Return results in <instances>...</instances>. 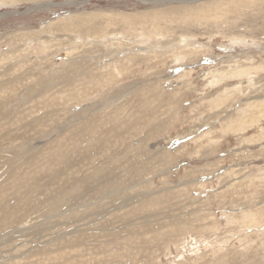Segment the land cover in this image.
<instances>
[{
	"label": "rangeland",
	"instance_id": "obj_1",
	"mask_svg": "<svg viewBox=\"0 0 264 264\" xmlns=\"http://www.w3.org/2000/svg\"><path fill=\"white\" fill-rule=\"evenodd\" d=\"M213 1L218 0H0V73H3V76L0 75V85H8L0 86V90L3 89L0 92V264H264V0H243L242 5L233 7L227 4L217 10L218 15L211 10L186 18L170 11L175 6H182L181 9L192 5L203 7ZM220 1L224 4L226 0ZM81 12L103 15L104 20L99 21L98 30L100 33L104 31L103 34L108 33L112 40V34L119 31L121 36L117 39L130 42L149 37L146 32L150 33L151 30L152 41L157 39L165 45L171 42L172 46L168 50L159 49L157 57L144 56L135 59V64L133 61L125 62L122 76L117 79L105 78L106 81L110 79L105 87L92 84L88 76L79 73H71L74 80L65 86L62 83V78H66L63 63L70 58L66 50H73L74 41L90 43L93 38L86 35L84 29V38L75 39L76 31L59 29L50 33L47 28L51 23L57 22L59 25L60 18L68 19ZM106 14H123L131 20L125 23L121 22L123 20L119 16L115 18ZM51 35L55 38L58 36V40L55 41ZM123 35L127 41L123 40ZM185 38L189 40L188 43L184 42ZM43 41L50 44V58H44V53L38 52L43 50L40 48ZM116 42L115 39L110 42L109 48L115 50L113 45ZM17 47L19 50L12 51ZM78 47L80 50L74 51V56L81 55L77 53H83L85 45L78 44ZM57 48L61 51L56 52ZM123 48L127 49L128 46L123 44ZM24 49H30V53L25 54ZM175 50L176 54L184 51L182 57L185 60L178 61L172 56ZM195 50L199 53L194 54ZM135 52L141 51L137 48ZM94 53L88 52L87 56L95 58L107 54ZM115 53L117 55L118 51ZM18 54H21L20 58L28 55L23 70L26 68L34 72L31 74L36 73L37 77L24 81L20 79L9 85L6 81L12 78L15 70L11 69V60H18L19 57L14 58ZM125 56L121 54L119 57L122 59ZM107 61L104 57L102 64ZM237 63L239 66L248 64L258 67V73L252 75L253 80L248 76L241 81L240 78L228 77L221 81L222 84L215 83L218 79L216 75ZM94 67L90 71H94ZM36 68H43V71L38 72ZM188 72L191 73L187 75ZM40 83L43 84L40 86ZM44 89L49 93L41 97L38 90ZM84 89L89 90L86 93ZM102 90H108L103 95L116 92L113 102L124 99L122 107L125 109L119 117L124 115L127 123L130 114L139 115L137 119L140 120L135 116L130 119L128 125L132 124L135 129L130 130L129 127L124 142L122 137L118 139L113 136L110 139L112 133L98 130L102 126L108 129L117 126V122L106 120L110 122L107 123L105 118L99 117L103 106H108L110 102L113 104L111 99L101 95ZM98 93L103 98L98 100ZM47 98H51L49 104L48 101L45 103ZM91 103L94 106L84 111ZM111 108L107 113L111 114ZM150 113L152 115L149 116ZM93 117L96 119L91 120ZM37 119L42 120L43 125ZM96 121L101 126H95ZM160 122L163 123L162 127ZM85 123H89V129L96 133H78V128ZM89 134L97 137L96 145L93 143L91 147L88 145ZM146 135L152 137L149 141L144 139L142 147H139L141 143L138 140L146 138ZM105 140L108 145H102ZM113 147L116 152L111 150ZM62 149L64 152L60 151ZM163 151H169L166 165L165 161H157L158 155L162 159ZM95 154L99 155L93 164L112 176L118 182V189L111 194L113 201L105 206V214H101L106 218L98 216L95 222L90 223L89 218L84 219L82 211L77 221L74 220L77 219L75 216L71 219L68 215V203L61 208L57 206L55 197L56 200L60 196L72 199L75 183L81 177L91 179L92 166L85 173L80 168L84 164L91 165L90 160ZM105 157H115L116 164H110L115 168L106 165ZM80 185L79 190H82L83 184ZM93 185L96 186L97 182ZM99 186L100 183L97 188ZM119 204L125 207H117ZM109 212L123 219L117 216L112 219L108 217ZM249 212L257 220V225L251 224L249 216L244 215ZM210 213L213 215L208 217ZM85 229H90V232ZM106 234L110 237L104 236Z\"/></svg>",
	"mask_w": 264,
	"mask_h": 264
},
{
	"label": "bare ground",
	"instance_id": "obj_2",
	"mask_svg": "<svg viewBox=\"0 0 264 264\" xmlns=\"http://www.w3.org/2000/svg\"><path fill=\"white\" fill-rule=\"evenodd\" d=\"M240 1V2H239ZM243 0H226V1H224V4L220 1V0H218V1H213V2H209L207 5H205V6H194V5H192V6H190V7H185V8H182L181 9V7L180 8H178V7H176L175 6V8H170V11H172V12H177V13H180L182 16H184V17H190V18H192V17H195V16H199V15H201L202 13H207V11H216V14L218 15V11L217 10H221V8L223 7V6H225V5H227V4H229V5H231L232 7L233 6H236V5H238V4H243V2H242ZM245 1V0H244ZM207 2V1H206ZM247 2V1H246ZM226 3V4H225ZM254 4H256V3H254ZM201 5V4H200ZM245 6V5H244ZM172 7V6H171ZM247 7V6H246ZM168 9V8H167ZM166 11H168V10H166ZM214 13V12H213ZM107 16H111V17H115V18H117V16H119V17H121L122 18V20L123 21H121V22H125L126 23V21H130L131 20V18H129L128 16H124L123 14H117V15H113V14H106ZM206 15V14H205ZM158 17V16H157ZM156 17V18H157ZM180 17V16H179ZM104 16L103 15H93V14H88V13H76V14H74V16H71L70 18H68V19H66V18H60V19H58V21L60 22V24L59 25H57L56 23L57 22H55V23H51L49 26H48V28H47V32H50V33H52L51 31L52 30H59V29H61L60 31H70V32H77L75 35H74V37H75V39L76 38H81V39H83L84 37L82 36V34H83V30L82 29H84V32L86 31L87 33H85L86 35H88V36H90V37H92L93 38V40L90 42V43H86V42H84L85 40H80V42H75L74 41V39H73V43H74V46H73V50L72 51H68V50H66V53H67V55H68V58H69V60H67V61H65V63H63V64H65V69H64V71H63V73H65L66 74V78H62V83L64 82L65 83V86H69L70 84H71V82H73V80H74V78L73 77H71V73H79V75H86V76H88V78L91 80V82H92V84L94 83L95 85H100V87L102 88V86L103 87H105V85H107L109 82V80H105V78H107V77H111L112 79H117V78H119L120 76H122V71H123V65H124V63L125 62H128V61H130V62H134L135 61V59H142V58H144V56H148V57H152V55L154 56V57H157L158 55H159V49H160V51L161 50H168L171 46H172V44H170L171 42H169L168 44L165 42V41H163V42H165L167 45H165L164 43H162V41H158L157 39L155 40V41H152L151 39L153 38V33L152 34H150L151 33V30H150V33H148V32H146L147 34H148V36L149 37H147V38H142V39H140V40H138V39H136V40H131L130 42H122V41H120V40H118L117 39V37H119V36H121V34L119 33V32H117V33H114V34H112V35H114L113 36V40L108 36V33H106V34H103L104 33V31L102 32V33H100L101 31L100 30H98V28H99V26H98V24H100L101 22H99L100 20L101 21H103L104 19ZM152 18H154V17H152ZM218 18V17H217ZM103 19V20H102ZM107 19V18H106ZM109 19V18H108ZM111 19V18H110ZM180 19H182V18H180ZM115 20V19H114ZM113 20V21H114ZM185 20V19H184ZM210 20V19H209ZM111 21V20H110ZM112 21V22H113ZM155 21V20H154ZM107 22V21H106ZM111 22V23H112ZM118 22V21H117ZM104 23V22H103ZM110 23V24H111ZM109 24V23H108ZM112 24H115V23H112ZM123 24V23H122ZM118 24H116V26H117ZM123 25H125V24H123ZM128 25H129V23H128ZM109 26H111V25H109ZM108 26V27H109ZM119 26V25H118ZM133 26V24L131 25V27ZM101 27V26H100ZM105 27V26H104ZM107 26H106V28H108ZM113 27V26H112ZM81 28V29H80ZM115 28V27H114ZM127 28V27H126ZM134 28V27H133ZM137 28V27H136ZM135 28V29H136ZM125 29V28H124ZM129 29V28H128ZM127 30V29H126ZM107 31V30H106ZM123 31V30H122ZM132 31V30H131ZM128 32V31H127ZM126 32V33H127ZM140 32V31H139ZM142 32H144V30L142 31ZM43 34V33H42ZM93 34V35H92ZM103 34V35H102ZM131 34V33H130ZM135 34V33H134ZM146 34V35H147ZM57 35V34H56ZM133 35V34H132ZM137 35H138V33H137ZM141 35V34H140ZM158 35V34H157ZM53 38H54V40L55 41H57L58 39H57V37L55 38L54 37V35H51ZM106 36V37H105ZM124 36V35H123ZM130 36V35H129ZM160 36V35H159ZM83 37V38H82ZM87 37V36H86ZM141 37H142V35H141ZM99 38H104V40H98ZM51 39V38H50ZM114 39H115V41H118V42H116V45H113L114 46V48H115V50H113V49H111V48H109L110 47V45H109V43L110 42H112V41H114ZM127 38L124 36L123 37V40L125 41ZM130 39V38H129ZM98 40V41H97ZM233 40H235V39H233ZM127 41V40H126ZM236 42L238 41V40H235ZM173 42V41H172ZM184 42L185 43H188L189 42V40L187 39V38H185V40H184ZM239 42H244L245 43V41L244 40H239ZM30 43V42H29ZM126 44L127 46H128V48L127 49H125V48H123V44ZM137 44V45H135V44ZM28 44V43H27ZM26 44V45H27ZM78 44H83V45H85V48L84 49H82V50H84L83 51V53H81L80 51L77 53V54H81V55H78V56H74L73 54L76 52V51H78V50H80L79 48L80 47H78ZM133 44V45H132ZM243 44V43H242ZM50 44H48V42H46L45 43V41H43L42 42V45L40 46V48L41 49H43V50H39L38 52H43L44 53V55L45 56H43L44 58L46 57V58H50L51 56H52V53L49 51L50 49L48 48V46H49ZM130 45H132V46H130ZM24 47V46H23ZM21 48V47H20ZM139 49L141 52H135V49ZM200 48V47H199ZM16 49H18L19 50V47H17V48H14V49H12V51H14V50H16ZM59 48H57V50H58ZM62 49V48H61ZM88 49V50H87ZM198 50V49H197ZM61 50H58V51H56V52H60ZM75 51V52H74ZM116 52V51H118V53H117V55H116V53L115 54H113V52ZM128 51H129V53H128ZM150 51V52H149ZM192 51H194V50H192ZM204 51V50H203ZM23 52L25 53V54H28V53H30V49H24L23 50ZM88 52H89V54L90 53H101V54H105V53H107L106 55H103V56H101V55H98L97 57H95V58H91L92 56H87L88 55ZM42 53V54H43ZM94 53V54H95ZM147 53V54H146ZM162 53L164 54V55H166L165 54V52L164 51H162ZM177 53V51L175 50V51H173V55L172 56H174L178 61H183V60H185V59H183V57L182 56H184V55H182L183 53H184V51H181V52H179L178 54H176ZM199 52L198 51H196L195 50V53L194 54H198ZM1 54V53H0ZM121 54H124V56L125 57H123L122 59L119 57ZM176 54V55H175ZM191 55V54H190ZM28 55H25V57H27ZM16 57H19V59L18 60H16L15 59V61H12L11 60V69H13V68H15V70H14V73L15 72H18V77H16L17 75H15L14 73L12 74V78H10V79H8L6 82L7 83H9V85H10V83H12L13 81H16V82H19V80L20 79H23V81L24 80H26V79H29V78H34L37 74L35 73V74H31V73H34V72H29L26 68H25V70H23V67H24V62H26V59H25V57H23V58H20L21 57V54H18V56H15L14 58H16ZM107 58L108 59V61H107V63H105V64H102V59L103 58ZM156 59V58H155ZM183 59V60H182ZM248 59H250V58H247V60ZM152 60V59H151ZM27 61H28V59H27ZM142 61V60H141ZM176 61V60H175ZM29 62V61H28ZM64 62V61H63ZM155 62V61H154ZM37 63V62H36ZM140 63V62H139ZM152 63V62H151ZM127 64V63H126ZM129 64H131V63H129ZM134 64H135V62H134ZM133 64V65H134ZM144 64V63H143ZM147 64H150V63H147ZM154 64V63H153ZM62 65V64H61ZM94 65H96V68L94 67ZM137 65V64H136ZM32 66H35V64L34 65H32ZM227 66V65H226ZM92 67H94V71H90V69L92 68ZM228 67H230L229 68V70H226V71H222L219 75H216L217 77H218V79H217V81H215V83H220L221 81H223L224 79H227L228 77H233V78H240L239 79V81H241V79L243 78V77H246V76H248V77H250V80H253L252 79V75H253V73L254 74H257L258 72V67H254V66H252V65H245V66H239L238 65V63L236 64V65H230V66H228ZM96 69V70H95ZM131 69V68H130ZM130 69H129V71H130ZM36 70H38V72H40L41 70L43 71V68L42 69H39V68H36ZM59 70H60V68H59ZM58 70V71H59ZM32 71H33V69H32ZM87 71H89L88 73H87ZM95 71H97V72H95ZM128 71V72H129ZM37 72V73H38ZM124 72L126 73V70H124ZM220 71L218 70V73H219ZM43 73V72H42ZM44 73H45V71H44ZM191 72H188L187 73V75L188 74H190ZM59 74H61V73H59ZM124 74V73H123ZM134 74H136L135 72H134ZM0 75L1 76H3V73H0ZM78 75V74H77ZM0 76V77H1ZM20 76H22V77H20ZM75 76V75H74ZM37 77V76H36ZM188 77H190V76H188ZM125 78V77H124ZM210 78V77H209ZM214 78V77H213ZM255 78V77H254ZM77 79V78H76ZM41 80V79H40ZM52 80V79H51ZM50 80V81H51ZM57 81H58V79H56ZM89 80V81H90ZM124 80V79H123ZM149 80V79H148ZM159 80V79H158ZM5 81V80H4ZM115 81V80H114ZM113 81V82H114ZM214 81V80H213ZM6 82H5V84H6ZM44 82V81H43ZM47 82V81H46ZM59 82V81H58ZM58 82H55V84L56 83H58ZM103 82H106V83H103ZM252 82V81H251ZM38 83V82H37ZM84 83V82H83ZM89 84H90V82H88ZM114 83H116V82H114ZM125 83V82H124ZM156 83V82H155ZM215 83H213V84H215ZM225 83V82H224ZM4 84V83H3ZM13 84V83H12ZM28 84V83H27ZM41 84H43V83H40L39 85L41 86ZM91 84V86H94V85H92ZM102 84V85H101ZM117 84V83H116ZM146 84V83H145ZM144 84V85H145ZM147 84H149V83H147ZM189 84V83H188ZM187 84V85H188ZM221 84H222V82H221ZM252 84V83H251ZM7 85V84H6ZM6 85H0V86H2V87H6ZM53 85V84H52ZM62 85V84H61ZM120 85H122V84H120ZM120 85H117V87H119ZM150 85V84H149ZM151 85H152V83H151ZM8 86V85H7ZM12 86V85H11ZM11 86H10V88H11ZM29 86V85H28ZM38 86V85H37ZM40 86H38L39 88H40ZM45 86V85H44ZM87 86H89V85H87ZM86 86V87H87ZM90 86V87H91ZM126 86V85H125ZM146 86V85H145ZM159 86V85H158ZM215 86V85H214ZM213 86V87H214ZM27 87V86H26ZM47 88H49L48 86H46ZM52 87V86H51ZM61 87V86H60ZM144 87V86H143ZM147 87V86H146ZM156 87V86H155ZM209 86H206V88H208ZM1 88V87H0ZM72 88V87H71ZM98 88V87H97ZM107 88V87H106ZM113 87H111V89H112ZM129 88V87H128ZM152 88V87H151ZM12 89V88H11ZM25 89V88H24ZM35 89V88H34ZM61 89H63V87H61ZM65 89V88H64ZM78 88H76V90H77ZM96 89V88H95ZM108 90H109V88H107ZM110 89V90H111ZM119 89V88H118ZM125 89V88H124ZM130 89V88H129ZM136 89H138V86L136 87ZM142 89V88H141ZM148 89V88H147ZM56 90H59V88H57ZM70 90V89H69ZM85 90V89H84ZM88 90L89 89H87V91H86V93L88 92ZM107 90V91H108ZM127 90V89H126ZM154 90V89H153ZM3 91V89L2 90H0V92H2ZM49 90H38V92L40 93V96L42 97V96H44L45 95V93H47ZM66 91V90H65ZM77 91H79V90H77ZM91 91V90H90ZM107 91H104V90H102V96L103 97H105V99H106V96L108 97V99H111V101H112V103L113 104H111V102H110V104H107L108 106H103V108L99 111V117H103V118H105V121L106 120H113V121H115V122H117L116 124H117V126L116 125H114L113 127H112V129H108L107 127H101V128H99L98 129V127H97V129L99 130V131H101V132H103V133H112V135L109 137L110 139L114 136V137H116V138H118L119 139V137H122V140H123V142L125 141V139H124V137H125V135H126V133H128L129 131H128V129H129V127H131V129L130 130H133V129H135L134 127H132L130 124L128 125V123L131 121L130 119H132L134 116H135V119H137V117L139 116H137L136 117V115H132V114H130V116H128L127 117V120H128V123L126 122V118L124 119V115H122V118H120L119 117V115H121L122 114V112L124 111L123 109H125L124 107H122V102H123V98L122 99H117L116 101L117 102H113V99L114 98H116V96H117V94H116V92H114V93H110L109 95H103L104 93H106ZM168 91V90H167ZM238 91V90H237ZM13 92V91H12ZM15 92V91H14ZM54 92V91H53ZM64 92V91H63ZM84 92V91H83ZM132 92H134L133 90H132ZM154 92V91H153ZM11 93V92H10ZM49 93V92H48ZM78 93V92H77ZM82 93V92H81ZM120 93V92H119ZM124 93V92H123ZM134 93H136V92H134ZM140 93V92H139ZM149 93V95H150V92H148ZM162 93V92H161ZM93 94V93H92ZM92 94H90V95H92ZM116 94V95H115ZM144 94V93H143ZM14 95V94H13ZM84 94H82V97L84 98V96H83ZM93 95H96V94H93ZM101 95H99V93H98V100L100 99V98H103V97H101ZM141 95V94H140ZM148 95V94H147ZM146 95V96H147ZM161 95V94H160ZM27 96V95H26ZM32 96V95H31ZM70 96V95H69ZM69 96H67V97H69ZM138 96V95H137ZM144 96V95H143ZM151 96V95H150ZM19 97V96H18ZM23 97V96H22ZM49 97V96H48ZM66 97V98H67ZM74 97V96H73ZM120 97V96H119ZM82 98V99H83ZM147 98V97H146ZM20 99V98H19ZM33 99V98H32ZM31 99V100H32ZM48 99V98H47ZM49 99H51V98H49ZM49 99L48 100H46L45 101V103L47 102V104H49ZM58 99H59V97H58ZM69 99V98H68ZM78 99V98H77ZM76 99V100H77ZM129 99V98H128ZM138 99V98H137ZM139 99H141V98H139ZM143 99V98H142ZM156 99V98H155ZM244 99V98H243ZM3 100V99H2ZM22 100H24V99H22ZM60 100H61V98H60ZM104 100V99H103ZM115 100V99H114ZM134 100V99H133ZM148 100V99H147ZM152 100H153V98H152ZM158 100V99H157ZM254 100V99H253ZM33 101V100H32ZM41 101V100H40ZM61 101H63V99L61 100ZM71 101V100H70ZM137 101V100H136ZM139 101V100H138ZM137 101V102H138ZM23 102V101H22ZM25 102H27V101H25ZM53 102V101H52ZM51 102V103H52ZM103 102H106V101H103ZM109 102V101H108ZM133 102V101H132ZM131 102V103H132ZM153 102H155V101H153ZM31 103V102H30ZM34 104L36 103V101L35 102H33ZM61 103V102H60ZM77 103V102H76ZM126 103V102H125ZM143 103H144V101H143ZM142 102L140 103V105L141 104H143ZM168 103V102H167ZM171 103V102H170ZM39 104H41V103H39ZM43 104V103H42ZM63 104H66V103H63ZM134 104V103H133ZM132 104V105H133ZM152 104V102L150 103V105ZM169 104V103H168ZM167 104V105H168ZM73 105V104H72ZM96 105V104H95ZM102 105V104H101ZM147 105V104H146ZM145 104H144V106H146ZM149 105V104H148ZM149 105V106H150ZM154 105V104H153ZM159 105H161V104H159ZM182 105V104H181ZM19 106V105H18ZM31 106V105H30ZM29 106V107H30ZM34 106V105H33ZM32 106V107H33ZM44 106V105H43ZM47 106V105H46ZM68 106V105H67ZM90 106H94V104L92 105V103L91 104H88L87 105V107L85 108V110L84 111H88V108L90 107ZM111 106H112V108H111ZM142 106V105H141ZM24 107V106H23ZM45 107V106H44ZM48 107H50V106H48ZM47 107V108H48ZM56 107V106H55ZM91 107V108H92ZM128 107V106H127ZM131 107V106H130ZM147 107V106H146ZM169 107V106H168ZM7 108V107H6ZM50 108H52V107H50ZM71 108V107H70ZM90 108V109H91ZM112 109L111 110V114H109V113H107V110L108 109ZM129 108V107H128ZM131 108H133V107H131ZM140 108V107H139ZM138 108V109H139ZM142 108H143V106H142ZM154 108V107H153ZM158 108H159V106H158ZM170 108V107H169ZM10 109V108H9ZM21 109V108H20ZM19 109V110H20ZM23 109V108H22ZM24 109H25V107H24ZM30 109H32V108H30ZM37 109V108H36ZM58 109V108H57ZM94 109V108H93ZM134 109V108H133ZM147 109V108H146ZM156 109V108H155ZM177 109V108H176ZM60 110V109H59ZM58 110V111H59ZM69 110V109H68ZM150 110V109H149ZM168 110V109H167ZM169 110H171V109H169ZM178 110V109H177ZM181 110V109H180ZM39 111V110H38ZM92 111V110H91ZM126 111V110H125ZM139 111V110H138ZM141 111V110H140ZM148 111V110H147ZM154 111V110H153ZM250 111V110H249ZM36 112V111H35ZM61 112V111H60ZM93 112V111H92ZM131 112V111H130ZM156 112V111H155ZM85 113V115H86V112H84ZM126 113V112H125ZM132 113H133V111H132ZM144 113H146V112H144ZM29 114V113H28ZM58 114H59V112H58ZM87 114H89V112L87 113ZM127 114V113H126ZM133 114H135V113H133ZM154 114V113H153ZM161 114V113H160ZM171 114V113H170ZM173 114V113H172ZM177 114V113H176ZM259 114H261V113H259ZM144 115V114H143ZM142 115V116H143ZM150 115H152L151 113L149 114V116ZM169 115V114H168ZM14 116V115H13ZM82 116V115H81ZM96 116V115H95ZM154 116V115H153ZM173 116V115H172ZM244 116V115H243ZM83 117V116H82ZM174 117H175V115H174ZM39 118V117H38ZM83 118H85V117H83ZM83 118H78V119H83ZM139 118V117H138ZM143 118V117H142ZM148 118V117H147ZM150 118V117H149ZM148 118V119H149ZM155 118V117H154ZM92 119H96V117H93V118H91V120ZM99 119V118H98ZM122 119L124 120V122L126 123L125 125H123L124 123H123V121H122ZM146 119V118H145ZM144 119V120H145ZM151 119V118H150ZM175 119V118H174ZM39 119H37V121H38ZM90 120V121H91ZM137 120H140V119H137ZM40 121V120H39ZM42 121V120H41ZM40 121V122H41ZM90 121H89V123H90ZM112 121V122H113ZM151 121V120H150ZM242 121H243V119H242ZM36 122V121H35ZM50 122V121H49ZM93 122V121H92ZM99 122V121H98ZM97 121H96V124H95V126L97 125V123H98ZM107 122V121H106ZM152 122H154V121H152ZM30 123V122H29ZM43 121H42V125H43ZM45 123H46V121H45ZM55 123V122H54ZM72 123V122H71ZM88 123V124H89ZM104 123V122H103ZM107 123H110V122H107ZM149 123H151V122H149ZM148 123V124H149ZM86 124V123H85ZM83 124L80 128H78V129H80L79 131H77L78 133H82L83 135L85 134L84 132H87V133H90V132H93V134H95L96 133V131H94V130H91V128L89 129V127H91V126H87L88 124ZM137 124V123H136ZM153 124V123H152ZM151 124V125H152ZM155 124V123H154ZM160 124H161V122H160ZM163 124V123H162ZM162 124H161V127H162ZM49 125V124H48ZM91 125V124H90ZM112 125V124H111ZM140 125V124H139ZM192 125V124H191ZM45 126V125H44ZM93 126V125H92ZM97 126H101V125H97ZM136 126V125H135ZM153 126V125H152ZM243 126V125H242ZM76 127V126H75ZM111 127V126H110ZM241 127V126H240ZM147 128H148V126H147ZM43 129V128H42ZM77 129V128H76ZM75 129V130H76ZM93 129H96V128H93ZM156 129V128H155ZM243 129V128H242ZM245 129V128H244ZM33 130V129H32ZM97 130V131H98ZM148 130V129H147ZM238 131H240V130H238ZM241 131H243V130H241ZM250 131V130H249ZM263 131V130H262ZM142 133V132H141ZM75 134V133H74ZM97 134H99V132L97 133ZM129 134V133H128ZM144 134H147V133H144ZM242 134V133H241ZM67 135V134H66ZM69 135V134H68ZM79 135V134H78ZM77 135V136H78ZM90 135V139L88 138V145L91 147V145L94 143L95 144V142H96V140H97V137L95 138L94 137V135H91V134H89ZM204 135V134H203ZM223 135V134H222ZM237 135V134H236ZM61 136V135H60ZM70 136V135H69ZM86 136V135H85ZM99 136H100V134H99ZM205 136H207V135H205ZM82 137V136H81ZM81 137H79V138H81ZM152 136H148V135H146V138L144 137V138H140L138 141H139V143H141L140 145H139V147L141 146L142 147V142L143 141H149L150 140V138H151ZM202 137V136H201ZM39 138V137H38ZM63 138H64V136H63ZM84 138V137H83ZM226 138V137H225ZM73 139V138H72ZM107 139V138H106ZM117 139V140H118ZM145 139V140H144ZM78 140H80V139H78ZM85 140V139H84ZM72 141V140H71ZM99 141V140H98ZM83 142V141H82ZM86 142V141H85ZM100 142V141H99ZM113 142V141H112ZM115 142V141H114ZM106 144V145H108V141L107 140H105V141H103V143H102V145L103 144ZM116 143V142H115ZM114 143V144H115ZM118 143V142H117ZM147 143V142H146ZM52 144V143H51ZM58 144V143H57ZM98 144V143H97ZM110 144V143H109ZM121 144V143H120ZM126 144V143H125ZM96 145V144H95ZM110 145H112V144H110ZM147 145V144H146ZM22 146V145H21ZM114 146V145H113ZM116 146V145H115ZM78 148H79V146H77ZM97 147V146H96ZM108 147V146H107ZM110 147H112V146H110ZM135 147V146H134ZM139 147H137V149H139ZM43 148V147H42ZM46 148V147H45ZM77 148V149H78ZM136 148V147H135ZM153 148V147H152ZM76 149V148H75ZM146 149V148H145ZM53 150V149H52ZM80 150V149H79ZM111 150H113V151H115L114 150V147L111 149ZM130 150V149H129ZM135 150V149H134ZM164 150V149H163ZM60 151H63L64 152V150L62 149V150H60ZM76 151V150H75ZM84 151V150H83ZM100 150H98V152H99ZM103 151H107V149H104ZM109 152H110V150H108ZM124 151V150H123ZM160 151V150H159ZM158 151V152H159ZM161 151H162V149H161ZM47 152V151H46ZM67 152V151H66ZM92 152V151H91ZM95 152H96V150H95ZM116 152V151H115ZM121 152V151H120ZM131 152V151H130ZM129 152V153H130ZM139 152V151H138ZM163 152H165V153H163L162 154V159L161 158H159V156L161 157V155H158V157H157V161H165L166 160V157H167V153L169 152H167V151H163ZM173 152V151H172ZM40 153V152H39ZM60 153V152H59ZM73 153V152H72ZM79 153V152H78ZM80 153H81V151H80ZM100 153V152H99ZM137 153V152H136ZM171 153V152H170ZM174 153V152H173ZM44 154V153H43ZM56 154V153H55ZM61 154V153H60ZM66 154V153H65ZM70 154V153H69ZM82 154V153H81ZM112 154V153H111ZM120 154V153H119ZM121 154H123L122 152H121ZM155 154H156V151H155ZM160 154V153H159ZM35 155H37V154H35ZM78 155V154H77ZM80 155V154H79ZM96 155V154H95ZM97 155H99V154H97ZM97 155L96 156H94L91 160H90V163H91V165H89V166H87V165H83L80 169L82 170V168H83V170L82 171H84V173L85 172H87V171H89L88 170V168L90 167V166H92V168L90 167V169H92L93 170V172H92V177H91V179L90 180H87L85 177H81V180L80 181H78L77 183H75V187L73 188L74 189V196L72 197V199H66V198H64V197H61L60 195V198H57L58 200H56V197H55V201H57L56 202V204H57V206H59V207H63V206H65V204H67L68 205V215L71 217V219H73V217L75 216L76 218L77 217H79V215H80V213L83 211L84 212V214H83V216H84V219L85 218H89L90 219V223H93V222H95V220H96V217H98V216H101V214H105V206L108 204L109 205V203L111 204V202L113 201L112 200V196H111V194H114V193H116L117 192V185H118V182H116V181H114V178H111L112 176H110L107 172H105V170L104 169H101L100 170V168H97L96 167V165H94L93 164V162L96 160V158H97ZM102 155V154H101ZM68 155H66V157H67ZM91 156H93V155H91ZM90 156V157H91ZM114 156H116V155H114ZM136 156V155H135ZM140 156V155H139ZM39 157V156H38ZM41 157V156H40ZM47 157V156H46ZM65 157V158H66ZM70 157H72V156H70ZM120 157V156H119ZM128 157V156H127ZM134 157V156H133ZM141 157V156H140ZM139 157V158H140ZM151 157V156H150ZM37 158V157H36ZM48 158V157H47ZM53 158V157H52ZM58 158V157H57ZM65 158H63V159H65ZM78 158V157H77ZM80 158V157H79ZM88 158V157H87ZM106 158V157H105ZM115 158V157H114ZM114 158H106V160H105V163H106V165L107 166H111V168H115V166H112V165H110V164H112V162H115V160H114ZM123 158V157H122ZM46 159V158H45ZM55 159V157L53 158V160ZM59 159V158H58ZM75 158H73V160H74ZM124 159V158H123ZM131 159V158H130ZM174 159V158H173ZM47 160V159H46ZM68 160H70L69 158H68ZM67 160V161H68ZM76 160V159H75ZM74 160V161H75ZM102 160V159H101ZM126 160V159H125ZM73 161V162H74ZM77 161V160H76ZM103 161V160H102ZM143 161V160H142ZM141 161V162H142ZM147 161V160H146ZM152 161V160H151ZM9 162V161H8ZM19 162H23V160L22 161H19ZM27 162V161H26ZM25 162V163H26ZM43 162V161H42ZM53 161H51V163H52ZM70 162V161H69ZM73 162H71L72 164H74ZM87 162H88V160H87ZM131 162V161H130ZM163 162H160V164H162ZM24 163V164H25ZM47 163V162H46ZM55 163V162H54ZM89 163V164H90ZM96 163V162H95ZM100 163V162H99ZM102 163V162H101ZM118 163V162H117ZM149 163V162H148ZM23 164V163H22ZM59 164V163H58ZM60 164H61V162H60ZM80 164V163H79ZM98 164V163H97ZM103 164V163H102ZM115 164H116V162H115ZM39 165V164H38ZM46 165V164H45ZM77 165V164H76ZM129 165H130V163H129ZM150 165H151V163H150ZM155 165V164H154ZM153 165V166H154ZM165 165H166V161H165ZM25 166V165H24ZM40 166V165H39ZM49 166V165H48ZM59 166V165H58ZM63 166V165H62ZM61 166V167H62ZM68 166V165H67ZM67 166H65V167H67ZM123 166V165H122ZM127 166H128V164H127ZM134 166H136V165H134ZM152 166V167H153ZM157 166V165H156ZM162 166V165H161ZM36 167V166H35ZM51 167V166H50ZM56 167V166H55ZM55 167H53V168H55ZM124 167V166H123ZM126 167V166H125ZM131 167H133V166H131ZM131 167H129V168H131ZM32 168V167H31ZM41 168V167H40ZM70 168V167H69ZM85 168V169H84ZM102 168V167H101ZM109 168V167H108ZM147 168V167H146ZM162 168V167H161ZM37 169V168H36ZM59 169V168H58ZM142 169H143V167H142ZM149 169V168H148ZM159 169V168H158ZM60 170V169H59ZM65 170V169H64ZM64 170H63V173H65L64 172ZM73 170V169H72ZM118 170V169H117ZM127 170H129V169H127ZM22 171V170H21ZM33 171V170H32ZM43 171V170H42ZM61 171V170H60ZM124 171V170H123ZM50 172V171H49ZM68 172V171H67ZM75 172V171H74ZM74 172H72L73 174H74ZM90 172V173H91ZM114 172V171H113ZM119 172V171H118ZM137 172V171H136ZM22 173H24V172H22ZM32 173H34L35 174V172H32ZM45 173V172H44ZM47 173V172H46ZM61 173V172H60ZM116 173V172H115ZM151 173V172H150ZM69 174V173H68ZM87 174H89V172L87 173ZM131 174V173H130ZM146 174V173H145ZM24 175V174H23ZM45 175H47V174H45ZM61 175H62V173H61ZM80 175V174H79ZM90 175V174H89ZM129 175V174H128ZM140 175V174H139ZM147 175V174H146ZM165 175V174H164ZM63 176V175H62ZM69 176V175H68ZM73 176V175H72ZM72 176H71V178H72ZM131 176H133V175H131ZM130 176V177H131ZM46 177V176H45ZM117 177V176H116ZM28 178H30V177H28ZM48 178V177H47ZM63 177H61V179H62ZM67 178V177H66ZM78 178H79V176H78ZM136 178V177H135ZM39 179V178H38ZM68 179V178H67ZM131 179V178H130ZM132 179H133V177H132ZM32 180V179H31ZM30 180V181H31ZM46 180H48V179H46ZM73 180V182L75 181V179H72ZM134 180V179H133ZM24 180H22V182H23ZM32 181H34V180H32ZM38 182H39V180H37ZM41 181V180H40ZM49 181H50V179H49ZM130 181V180H129ZM36 182V181H35ZM56 182V181H55ZM71 182V181H70ZM97 182V185L95 186V185H93V184H95ZM134 182V181H133ZM219 182V181H218ZM24 183H25V181H24ZM33 183V185L35 186V184H34V182H32ZM42 183V182H41ZM60 183V182H59ZM59 183H57V184H59ZM82 183L83 185V189L82 190H79V187H81V185L80 184ZM100 183V186L97 188V186H98V184ZM30 184H31V182H30ZM29 184V185H30ZM43 184H44V182H43ZM55 184V183H54ZM62 184V183H61ZM125 184V183H124ZM129 184H131V183H129ZM134 184V183H133ZM38 185V184H37ZM64 185V184H63ZM122 185V184H121ZM193 185H194V183H193ZM22 187H23V185H21ZM40 186V185H39ZM43 186H45V185H43ZM42 186V187H43ZM66 186H67V184H66ZM65 186V187H66ZM46 187V186H45ZM60 187V186H59ZM124 187H125V185H124ZM137 187V186H136ZM185 187V186H184ZM26 188V187H25ZM30 188V187H29ZM41 189V188H40ZM45 189V188H44ZM59 189V188H58ZM72 189V188H71ZM97 189V190H96ZM131 189V188H130ZM67 190V189H66ZM47 191V190H46ZM46 191H44V192H46ZM56 191V190H55ZM58 191V190H57ZM61 191V190H60ZM25 192H26V190H25ZM41 192H43V191H41ZM149 192V191H148ZM28 193V192H27ZM54 193V192H53ZM61 193V192H60ZM59 193V194H60ZM68 193H69V191H68ZM123 193V192H122ZM126 193V192H125ZM142 193V192H141ZM26 194V193H25ZM24 194V195H25ZM43 194V193H42ZM42 194H40V195H42ZM70 194V193H69ZM17 195V194H16ZM27 195V194H26ZM44 195V194H43ZM54 195V194H53ZM97 195V196H96ZM157 195V194H156ZM50 196V195H49ZM52 196V195H51ZM64 196V195H63ZM96 196V197H95ZM116 196V195H115ZM219 196V195H218ZM43 197V196H42ZM53 197V196H52ZM95 197V198H94ZM138 197V196H137ZM136 197V198H137ZM147 197V196H146ZM49 198V197H48ZM144 198V197H143ZM156 198V197H155ZM159 198V197H158ZM43 199V198H42ZM52 199V198H51ZM92 199H97L96 201H94V202H90ZM152 199V198H151ZM21 201V200H20ZM52 201V200H51ZM87 201H89V203L87 202ZM152 201V200H151ZM150 201V202H151ZM193 201V200H192ZM209 201H210V199H209ZM84 202H86L85 204H82V203H84ZM116 202V201H115ZM131 202V201H130ZM33 203V202H32ZM38 203V202H37ZM40 203V202H39ZM38 203V204H39ZM52 203V202H51ZM119 203H122V201L121 202H119ZM133 203V202H132ZM26 204H27V202H26ZM36 204V203H35ZM37 204V205H38ZM116 204H118V203H116ZM155 204V203H154ZM23 205V204H22ZM53 205V204H52ZM55 205V204H54ZM53 205V206H54ZM148 205V204H147ZM156 205H157V201H156ZM111 206V205H110ZM112 206H114V205H112ZM117 207H125V205H123V204H119ZM260 208V207H259ZM115 209H118V208H114V210ZM127 209V208H126ZM129 209V208H128ZM55 210V209H54ZM56 210H59V209H56ZM113 210V211H114ZM138 211V210H137ZM192 211V210H191ZM257 211V210H256ZM116 212V211H115ZM139 212V211H138ZM208 212H210V211H208ZM204 213H205V211H204ZM247 213V212H246ZM246 213H244V215L245 216H249V222L251 223V224H253V225H257L258 223H257V220L256 219H254L253 218V214L251 213V212H249L248 214H246ZM106 214H107V212H106ZM139 214V213H138ZM109 216L108 217H110V218H115L116 216V218H118V219H123V217H120L119 218V216L120 215H118V214H116V216H115V214H113V213H111V212H109V214H108ZM135 215V214H134ZM205 215V214H204ZM211 215H213V214H209L208 215V217H210ZM107 216V215H106ZM138 216V215H137ZM201 216V215H200ZM139 217V216H138ZM149 217V216H148ZM79 218H81V216L79 217ZM101 218H106L104 215H102L101 216ZM109 218V219H110ZM150 218V217H149ZM195 218V217H194ZM59 219V218H58ZM61 219H62V217H61ZM138 219V218H137ZM136 219V220H137ZM243 219V218H242ZM245 219V218H244ZM69 220V219H68ZM74 220H80V219H75L74 218ZM98 220H100L99 218H98ZM127 220V219H126ZM155 220V219H154ZM256 220V221H255ZM14 221V220H13ZM115 221V220H114ZM139 221H141V220H139ZM15 222V221H14ZM99 222V221H98ZM113 222V221H112ZM118 222V221H117ZM116 222V223H117ZM119 222H121V221H119ZM243 222H245L246 223V221H243ZM51 223V222H50ZM100 223V222H99ZM102 223V222H101ZM105 223V222H104ZM115 223V224H116ZM122 223V222H121ZM132 223V222H131ZM97 224V223H96ZM123 224H125V223H123ZM248 224V223H247ZM250 224V225H251ZM261 224V223H260ZM53 225V224H52ZM86 225V224H85ZM91 225V224H90ZM94 225V224H93ZM101 225H103V223L101 224ZM146 225V224H145ZM67 226V225H66ZM126 226V225H125ZM76 227V226H75ZM96 227V226H95ZM98 227V226H97ZM114 227V226H113ZM121 227V226H120ZM146 227V226H145ZM68 229V228H67ZM71 229V228H70ZM124 229V228H123ZM163 229V228H162ZM90 230V229H89ZM89 230H86L85 229V231H89ZM97 230V229H96ZM95 230V231H96ZM150 230V229H149ZM34 231H38L39 232V230H34ZM75 231V230H74ZM82 231V230H81ZM115 231V230H114ZM154 231V230H153ZM90 232V231H89ZM155 232V231H154ZM114 233V232H113ZM112 233V234H113ZM48 234V233H47ZM65 234V233H64ZM105 234V233H104ZM115 234V233H114ZM130 234V233H129ZM136 234V233H135ZM93 235V234H92ZM95 236V235H94ZM104 236H107V234L106 235H104ZM109 236V235H108ZM107 236V237H108ZM113 236V235H112ZM111 236V237H112ZM14 237V236H13ZM12 237V238H13ZM45 237V236H44ZM50 237V236H49ZM101 236H100V234H99V238H100ZM110 237V236H109ZM108 237V238H109ZM11 238V239H12ZM37 238V237H36ZM96 238V237H95ZM94 238V239H95ZM257 238V237H256ZM97 239V238H96ZM101 239V238H100ZM112 239V238H111ZM115 239V238H114ZM97 241V240H96ZM108 241V240H107ZM114 241V240H113ZM91 243H93V242H91ZM111 243V242H110ZM125 243H126V241H125ZM102 244V243H101ZM126 244H128V243H126ZM111 245V244H110ZM114 245V244H113ZM94 246V245H93ZM42 247V246H41ZM80 247V246H79ZM106 247H107V244H106ZM46 248V247H45ZM76 248H78V247H76ZM182 248V247H181ZM47 249V248H46ZM46 249H45V251H46ZM105 249V248H104ZM40 250V249H39ZM49 250V249H48ZM93 250H94V247H93ZM99 250H101V248L99 249ZM186 250V249H185ZM37 251V250H36ZM90 251V250H89ZM34 252V251H33ZM38 252V251H37ZM84 252H85V250H84ZM94 252V251H93ZM26 253V252H25ZM38 253H40V252H38ZM92 253V252H91ZM83 254V253H82ZM31 255V254H30ZM40 255V254H39ZM37 256V255H36ZM95 257V256H94ZM30 258V257H29ZM93 258V257H92ZM11 259H13V258H11ZM39 261H41V260H39ZM89 261V260H88ZM10 262V261H9ZM137 262V261H136ZM72 264H73V262H72Z\"/></svg>",
	"mask_w": 264,
	"mask_h": 264
}]
</instances>
